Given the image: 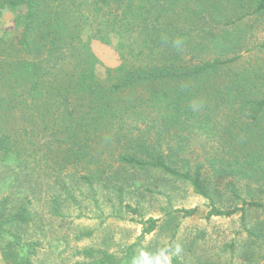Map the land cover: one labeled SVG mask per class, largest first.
<instances>
[{"label": "trees", "instance_id": "16d2710c", "mask_svg": "<svg viewBox=\"0 0 264 264\" xmlns=\"http://www.w3.org/2000/svg\"><path fill=\"white\" fill-rule=\"evenodd\" d=\"M9 12L16 15L0 27L2 162L37 179L60 178L70 199V184L80 183L94 196L96 188L117 193L120 204L130 171L162 172L208 200V218L241 213L251 245L263 250L264 222L249 227L245 217L264 209V201L244 198L236 182L264 193V64L238 79L225 70L240 59L243 24L264 16V0H0V23ZM93 42L113 46L120 60L105 81ZM211 51L221 56L209 61ZM140 88L147 94L135 96ZM224 107L234 110L231 120L230 113L220 115ZM194 133L218 137L222 146L215 154L205 151V163L195 166L198 157L187 148ZM42 160L43 173L35 169ZM229 178L242 206L222 210L211 187ZM15 202H0L1 257L4 264H35L39 244L14 230L28 231L37 218L24 199ZM60 207L52 202L55 215L64 217ZM182 211L189 217L197 209ZM158 222H144L141 238ZM251 245L243 258L262 264L263 252ZM77 254L88 261L75 264H117L107 252ZM123 260L145 261L129 250Z\"/></svg>", "mask_w": 264, "mask_h": 264}, {"label": "rangeland", "instance_id": "374dc122", "mask_svg": "<svg viewBox=\"0 0 264 264\" xmlns=\"http://www.w3.org/2000/svg\"><path fill=\"white\" fill-rule=\"evenodd\" d=\"M15 15L6 13L0 27H8ZM243 27L246 41L239 52L240 59L228 65L225 70L234 79L240 78L245 72L249 74L264 64V16L246 20ZM229 29L233 30V27ZM92 50L101 62L97 68L99 79L105 81L107 70H114L120 65L118 54L113 46L100 42H93ZM207 56L212 61L221 56V52L211 51ZM142 91L143 89H138L135 96L147 94ZM228 113L231 120L234 110L230 107H224L220 115L225 117ZM221 134L220 132L219 136ZM191 138L187 148L198 157L197 161H191L193 166L197 162L205 163V151L210 150L215 154L222 147L218 137L210 141L204 134L194 133ZM35 169L43 173L44 161L41 164L37 161ZM35 176L36 174L20 171L10 163L0 160V202L9 198L19 204L24 199L37 218L36 225L28 231L14 230L15 233L22 234L24 241L34 240L39 244L37 254L33 257L35 264H75L80 260L88 261L77 254L79 250L87 249H93L97 256L103 252L114 254L117 256V264H124L123 256L127 250L136 259L145 261L151 258L154 262L158 258L163 260L161 253H164L171 256V264H247L242 255L243 248L254 243L243 228L242 214L229 218H208L211 210L209 201L198 195L182 179L155 170L130 171V186L125 187L122 199L124 202L120 204L117 193L110 194L103 188H96L94 196L92 191L80 183L70 184L74 196V199H70L57 183L60 178L42 175L37 179ZM65 176L64 174L61 177ZM230 181L231 178L224 182L215 180L211 187L214 205L219 209L242 206V202L235 199L227 184ZM236 186L238 193L244 198L249 199L248 195L251 194L257 201H264V193L259 190L247 186L239 188L237 182ZM93 198L98 201V205ZM55 201L59 202L64 217L53 212L52 202ZM191 209H197L196 214L184 216L182 210ZM151 218L159 220L158 228L152 234L141 238L143 223ZM245 221L249 227L264 222V209L248 210ZM79 233L89 235L77 241L75 236ZM2 244L0 240V246ZM231 244L236 245L234 253ZM177 245L181 248L179 253L175 252ZM251 246L258 255L262 252L264 254V246L263 250L255 245ZM132 263L136 264V260ZM0 264H4L1 252Z\"/></svg>", "mask_w": 264, "mask_h": 264}, {"label": "clouds", "instance_id": "9594fccd", "mask_svg": "<svg viewBox=\"0 0 264 264\" xmlns=\"http://www.w3.org/2000/svg\"><path fill=\"white\" fill-rule=\"evenodd\" d=\"M181 251V248L179 245L176 246L175 252L179 253ZM161 255L164 257L163 260H160L159 258L154 262V264H171V256L165 255L164 253H161ZM137 264H140L138 261ZM144 264H147V262L144 261ZM150 264H153V262H150Z\"/></svg>", "mask_w": 264, "mask_h": 264}]
</instances>
